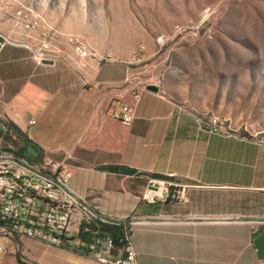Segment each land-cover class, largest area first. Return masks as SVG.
<instances>
[{
    "label": "crops",
    "instance_id": "crops-1",
    "mask_svg": "<svg viewBox=\"0 0 264 264\" xmlns=\"http://www.w3.org/2000/svg\"><path fill=\"white\" fill-rule=\"evenodd\" d=\"M12 29L0 22V32ZM60 44L52 64L38 65L24 48L1 53L0 148L68 165L85 204L106 219H132L137 264H264V144L211 131L204 106L159 86L141 95L125 126L110 109L133 102L127 63L91 67L85 86ZM155 45L147 67L166 78ZM153 181L176 183L185 200L149 204ZM67 238L63 246L26 239L20 254L29 264H99L75 234ZM7 257L0 264H13Z\"/></svg>",
    "mask_w": 264,
    "mask_h": 264
},
{
    "label": "rangeland",
    "instance_id": "rangeland-1",
    "mask_svg": "<svg viewBox=\"0 0 264 264\" xmlns=\"http://www.w3.org/2000/svg\"><path fill=\"white\" fill-rule=\"evenodd\" d=\"M21 6L42 20L37 38L79 37L112 62L143 58L158 37H174L158 86L204 106L230 133L264 137V0H0V22L13 28ZM7 259L29 264L21 254Z\"/></svg>",
    "mask_w": 264,
    "mask_h": 264
},
{
    "label": "built area",
    "instance_id": "built-area-1",
    "mask_svg": "<svg viewBox=\"0 0 264 264\" xmlns=\"http://www.w3.org/2000/svg\"><path fill=\"white\" fill-rule=\"evenodd\" d=\"M15 26L9 33L0 32V55L7 47L24 48L31 52L33 60L41 65L45 61L55 62L61 54L60 40L57 33L36 34L42 29V20L36 15H29L28 10L21 6L13 13ZM174 37L160 36L156 42L160 55L164 47ZM36 40V41H34ZM66 44L72 49L74 58L72 65L80 75L85 86L90 85L88 70L112 62L110 55H100L79 37H68ZM142 50V49H141ZM138 57V56H137ZM134 57L127 63L128 72L125 79L127 89L133 102L125 103L119 108H111V117L125 126H130L135 120V106L141 95L148 91L149 86H157L155 77L147 66L139 69L137 62L147 63L149 56ZM211 131L219 134L230 133L227 122L218 116H204L202 119ZM240 137L255 139L264 144V137ZM72 171L64 163L49 156L33 160L11 149L0 148V230L5 231V241H0V261L5 257L21 253L22 243L29 239L53 246H63L68 240V234H75L78 243L90 253H96L99 264H137L136 251L131 237L132 219H128L123 241L125 246L118 249L111 237L94 238L91 243H85L81 238L84 232H92L88 225L104 223L108 225L121 224L126 221H115L102 217L95 209L85 204L71 189ZM144 196L149 204L158 201H184L183 191L170 181H153Z\"/></svg>",
    "mask_w": 264,
    "mask_h": 264
},
{
    "label": "trees",
    "instance_id": "trees-1",
    "mask_svg": "<svg viewBox=\"0 0 264 264\" xmlns=\"http://www.w3.org/2000/svg\"><path fill=\"white\" fill-rule=\"evenodd\" d=\"M126 172L128 173H132V170H126ZM164 178V177H161ZM128 223L129 221L123 222L121 224H114V225H108V224H104L99 222L98 226L96 225H88V228H90V230L92 232H84L85 228L87 227V225H83L82 228V233H81V238L85 243H91L94 238H98V237H111L114 242L115 245L118 249L123 248L125 246V242L123 241V237H124V233H125V228L128 227ZM21 264H24L22 262H20Z\"/></svg>",
    "mask_w": 264,
    "mask_h": 264
},
{
    "label": "water",
    "instance_id": "water-1",
    "mask_svg": "<svg viewBox=\"0 0 264 264\" xmlns=\"http://www.w3.org/2000/svg\"><path fill=\"white\" fill-rule=\"evenodd\" d=\"M52 63H53L52 61H45L43 64H52ZM148 91L158 93L160 91V89L157 86H149ZM142 175H146V174L142 173Z\"/></svg>",
    "mask_w": 264,
    "mask_h": 264
},
{
    "label": "bare ground",
    "instance_id": "bare-ground-1",
    "mask_svg": "<svg viewBox=\"0 0 264 264\" xmlns=\"http://www.w3.org/2000/svg\"><path fill=\"white\" fill-rule=\"evenodd\" d=\"M0 240L5 241V231L0 230Z\"/></svg>",
    "mask_w": 264,
    "mask_h": 264
}]
</instances>
